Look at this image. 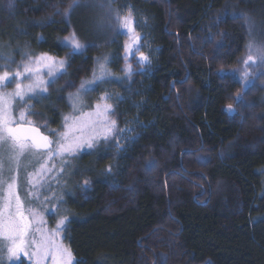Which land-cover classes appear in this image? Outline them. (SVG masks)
Masks as SVG:
<instances>
[{
  "label": "trees",
  "instance_id": "trees-1",
  "mask_svg": "<svg viewBox=\"0 0 264 264\" xmlns=\"http://www.w3.org/2000/svg\"><path fill=\"white\" fill-rule=\"evenodd\" d=\"M71 3L0 0V53L68 62L46 98L29 100L49 127H61L67 106L61 81L105 56L121 74L117 14L131 13L149 57L130 82L110 81L95 92L113 97L132 131L121 151L94 161L80 156L90 184L66 201L63 233L75 260L264 264V75L245 90L231 73L250 40L264 46V0H114L112 12L107 0H80L65 18ZM241 16L251 21V35ZM73 31L87 45L82 55L61 44Z\"/></svg>",
  "mask_w": 264,
  "mask_h": 264
},
{
  "label": "snow or ice",
  "instance_id": "snow-or-ice-1",
  "mask_svg": "<svg viewBox=\"0 0 264 264\" xmlns=\"http://www.w3.org/2000/svg\"><path fill=\"white\" fill-rule=\"evenodd\" d=\"M113 2L114 0H107L110 12L115 11L110 8ZM80 6V0H72L63 15L68 18ZM241 18L248 24L249 35H251L253 29L251 21L246 16ZM114 19L118 26L116 28L118 33L131 34V42L124 45L126 63L123 69L130 77L133 68L131 63H127L128 57L135 58L136 53H140L137 64H147L149 57L140 52L142 37L137 35L132 27L134 21L131 13L123 17L117 14ZM61 44L70 50L69 55L72 56L82 55L87 48L74 31L64 37ZM247 48V58L242 61L246 68H264V46H257L250 42ZM109 59L107 56L98 58L92 78L81 81L77 92L70 94L69 100L74 114L64 116L61 131L48 129L47 124L34 123L30 117L38 116L39 113L31 111L33 105L28 101L37 100L38 102V98L47 97L48 88L66 73V59H56L47 54H41L18 66L14 74L7 70L0 72V262L6 254L10 262L27 257L32 264H48V262L79 264L71 248L65 246L63 239L60 238L61 233L68 230L69 217L59 216L54 208L44 207L53 198L58 203H63V196L43 197V191L50 188L48 178L54 169L52 161L59 158L62 167L58 175L63 174L71 158L85 149H94L101 141L112 143L120 134L121 130L116 128V121L110 119L115 114L113 104L109 103L113 99L110 94L101 95L90 111L78 108L83 94L97 90L100 85L112 79V74L107 67ZM0 60L15 63L2 53H0ZM0 67L6 68L7 65H0ZM45 75L48 77L47 80L43 79ZM256 75H264V72H258ZM249 76L247 70L242 74L241 82L245 90L254 85V80ZM25 80L29 83L25 84ZM13 82H15L14 91H2ZM236 99L239 101L242 96L237 94ZM225 111L233 114L235 109L232 104H228ZM115 147L117 151L122 150L118 142H115ZM24 160H29L33 168L32 173H27V183L32 191L25 194L31 196V200L22 199L20 195L19 171L22 168L26 170L29 166L24 164ZM36 165L39 167L37 168ZM111 171V166L105 169V172ZM89 184L90 181L84 180L81 187L87 188ZM45 213L53 217L59 216L54 228L42 230L37 227L45 223L43 219Z\"/></svg>",
  "mask_w": 264,
  "mask_h": 264
},
{
  "label": "rangeland",
  "instance_id": "rangeland-1",
  "mask_svg": "<svg viewBox=\"0 0 264 264\" xmlns=\"http://www.w3.org/2000/svg\"><path fill=\"white\" fill-rule=\"evenodd\" d=\"M4 4V3H3ZM125 16V15H123ZM121 16V17H123ZM113 30L116 31V28L118 27L116 25L115 19L113 22ZM132 27L134 28L135 33L137 34L136 30H135V26L134 24L132 25ZM124 37V43L122 46V54H121V66H120V75L114 74V72H112L109 63L107 65L108 70L111 72L112 74V79L110 81H122V80H126L127 82H130L131 77L135 74L138 73H142L147 65V64H137L136 61L139 60V56L140 53H136L135 58H133L132 56L128 57L127 63H131L132 68H133V72L131 74V76L129 77L124 71V66H125V52H124V45L126 43L131 42V34L129 35H124L121 34ZM139 35V34H137ZM253 42V40H250L248 42V44ZM5 44V43H4ZM255 44V43H254ZM2 45V44H1ZM0 45V50H4L3 48L5 47V45ZM140 52H142L141 48H142V42L140 41ZM258 46V45H257ZM144 54V53H143ZM145 55V54H144ZM248 55V48H246L245 51V55L244 58L242 59V61L244 59L247 58ZM39 56V55H38ZM50 56V55H49ZM36 56L34 57H25L21 60L15 61V63H8L7 60H0V65H7L6 68L4 67H0V72L2 71H9L11 74H14L15 71L17 70L18 66H21L24 63H27L30 59H34ZM52 57V56H51ZM54 58V57H53ZM99 58H103V57H99ZM98 59V58H97ZM97 59H95L94 63L90 66V69H84L82 68L80 70V72L78 73V75L76 76H72L68 79H65L64 81H61L59 83V90L62 93V95L64 96L65 99V103L67 106L64 107V111L65 113H63V117H62V123H63V118L64 116H68V115H73V108L71 106V101L69 100V96L70 94H74L77 92V89H79L81 81L84 80H88L92 78V73L93 70L96 68V61ZM11 60V59H9ZM14 61V60H12ZM240 64V67L234 69L231 71V73L235 74L236 77H238V79L241 81L242 80V74L245 70H247L250 74L249 78L253 79L255 81V79L258 77L256 75V73L258 72H264V68H257V67H247L242 63ZM68 63V62H67ZM66 63L65 67H66V73H67V66L68 64ZM20 70L22 71V67L20 68ZM65 73V74H66ZM233 74V75H234ZM43 79L47 80L48 77L45 75L43 77ZM109 81V82H110ZM25 84L29 83V81L25 80L24 81ZM101 86V85H100ZM109 89L113 88V85L108 84ZM15 89V82H13L11 85L5 87L2 89V91H6V92H12ZM49 91V88H48ZM95 91H91L87 94H83L81 96V104L78 105V108H80L83 111H90L92 110V108L94 107V105L98 102V99L101 95L105 94V93H95ZM29 104L33 105V103L31 101H28ZM109 103H111V101H109ZM31 111H34L36 113L37 110L34 108L31 109ZM115 114L112 115L110 117V119L115 120L116 121V128L120 129L121 132L120 134L116 137L115 141L112 143H104L103 141H101L100 143H98L96 145V147L92 150H88L85 149L83 150L80 154H78L77 156H75L74 158H71L68 167L65 169V172L63 174H59L58 175V171L59 169L62 167V164L59 160V158H57L55 161H52V164L54 165V169L51 172V176L48 178V184L50 185V188H46V190L43 191V197H59V196H63V203H58V201L53 198L51 199L50 202L46 203L44 205V207L46 208H54L56 211H58L59 216H63L66 215L67 212V206H66V201L71 198L75 192H77V196L80 197V195L82 194L83 191H85L86 188L81 187V185H83L84 180H87L85 178V166L84 163L80 162V156L83 153H89L91 155V157H89V159H98L100 157H98L101 153H104L106 151L109 152H115L117 151L116 147H115V142H118L122 147L123 144L128 140L129 138V131L127 127H125V125L123 124V122H121L120 117L117 115V112L114 108ZM30 119L34 122L37 123L39 125H44L47 124L44 120H42L40 117L38 116H32L30 117ZM62 125V124H61ZM47 128L51 129V130H55V131H61V127L59 129H54L52 127H49L47 124ZM44 129L42 128V131ZM127 137V139H126ZM24 164H29V160H24L23 161ZM32 163H35L34 161H32ZM36 167L38 168L39 165H36ZM33 172V168L31 166V164H29V166L27 167V169H21L19 171V175H18V183L20 185V195L22 199L25 200H31L32 197L31 196H26L25 194L28 192L32 191L31 186L27 183L28 180V176L27 173H32ZM55 177V178H52ZM42 197V199H43ZM59 216L57 217H53L51 214L45 213L43 216V219L45 221V223L43 225H37V227H40L42 230L43 229H51L55 227L56 221L59 218ZM60 238L63 239V233H61ZM0 264H32V262L27 258V257H22L20 260H14V261H9L6 254L4 255V258L2 260V262H0ZM48 264H50V262H48Z\"/></svg>",
  "mask_w": 264,
  "mask_h": 264
}]
</instances>
